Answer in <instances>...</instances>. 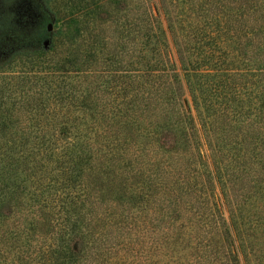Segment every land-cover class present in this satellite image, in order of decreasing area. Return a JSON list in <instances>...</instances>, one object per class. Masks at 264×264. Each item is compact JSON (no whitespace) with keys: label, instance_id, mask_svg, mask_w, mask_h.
Segmentation results:
<instances>
[{"label":"trees","instance_id":"obj_1","mask_svg":"<svg viewBox=\"0 0 264 264\" xmlns=\"http://www.w3.org/2000/svg\"><path fill=\"white\" fill-rule=\"evenodd\" d=\"M95 8L0 77V264H264V0Z\"/></svg>","mask_w":264,"mask_h":264},{"label":"rangeland","instance_id":"obj_2","mask_svg":"<svg viewBox=\"0 0 264 264\" xmlns=\"http://www.w3.org/2000/svg\"><path fill=\"white\" fill-rule=\"evenodd\" d=\"M105 0H0V77L22 76L30 78L35 69L32 63L62 58V43L71 41L85 33L92 18L103 14L95 5ZM99 12V14L97 13ZM50 25V30L47 26ZM88 27H92L91 24ZM44 41L48 45L44 47ZM169 46L175 60L176 54ZM58 52L61 54L57 55ZM179 71V70H178ZM180 72V71H179ZM8 80V79H7ZM182 106L189 111L201 144V151L207 159L209 169L211 158L206 138L200 129L198 114L193 109L190 96L182 83ZM24 126V123L20 125ZM224 216L227 208L221 204ZM240 264H245L242 259Z\"/></svg>","mask_w":264,"mask_h":264},{"label":"water","instance_id":"obj_3","mask_svg":"<svg viewBox=\"0 0 264 264\" xmlns=\"http://www.w3.org/2000/svg\"><path fill=\"white\" fill-rule=\"evenodd\" d=\"M50 25L47 26V30L49 31L50 30ZM48 45V41H44V47H46Z\"/></svg>","mask_w":264,"mask_h":264}]
</instances>
